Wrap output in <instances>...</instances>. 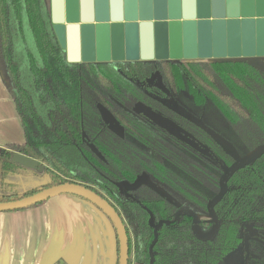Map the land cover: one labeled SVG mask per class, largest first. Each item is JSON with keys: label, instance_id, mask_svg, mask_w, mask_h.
<instances>
[{"label": "trees", "instance_id": "trees-1", "mask_svg": "<svg viewBox=\"0 0 264 264\" xmlns=\"http://www.w3.org/2000/svg\"><path fill=\"white\" fill-rule=\"evenodd\" d=\"M0 63L24 136L0 147V201L78 182L121 214L129 261L133 253L140 264H226L244 250L264 264V151L235 165L264 145L263 68L246 60L68 62L45 0H0ZM13 152L38 160L43 172L12 162ZM26 172L46 179L22 188L15 177ZM143 175L151 181L138 183ZM176 201L213 221L176 215ZM196 226L213 232L198 236Z\"/></svg>", "mask_w": 264, "mask_h": 264}, {"label": "crops", "instance_id": "crops-1", "mask_svg": "<svg viewBox=\"0 0 264 264\" xmlns=\"http://www.w3.org/2000/svg\"><path fill=\"white\" fill-rule=\"evenodd\" d=\"M45 1L51 18L50 0ZM161 1L168 18L173 0ZM263 1L240 0V11L248 13V19L255 20L256 14L264 10L261 6ZM176 2L180 7L183 0ZM202 4L209 11L210 0H193L194 16L198 15ZM211 20L209 17L205 42L196 39V57L178 61L246 60L264 69V44L259 41V29L255 22L251 23L249 30L244 23H238L235 33L223 25L219 40V32L210 23ZM196 33L198 36L199 33ZM97 61H111V52L108 40L106 46L99 41L94 24L91 33L81 32L79 62ZM23 141L21 121L0 63V147ZM115 263L116 239L110 221L81 197L62 194L38 206L0 212V264Z\"/></svg>", "mask_w": 264, "mask_h": 264}, {"label": "water", "instance_id": "water-1", "mask_svg": "<svg viewBox=\"0 0 264 264\" xmlns=\"http://www.w3.org/2000/svg\"><path fill=\"white\" fill-rule=\"evenodd\" d=\"M161 0H50L51 23L59 45L65 49L68 62L80 61L81 32L95 33L111 52V61L188 60L195 58L196 39L205 42L208 18L217 27L221 39L223 25L235 33L242 22L249 30L252 22L259 29V41L264 44V10L256 19H248V13L240 11V0H210V8L199 6L193 15V0H184L178 7L172 1L166 18ZM264 2V1H263ZM261 6H264L262 3ZM180 9V10H179ZM239 17L242 19L239 20ZM199 35L197 36V33ZM199 41V42H200ZM180 131V129L178 130ZM10 160L40 173L44 165L24 154L13 152ZM69 194L81 197L93 204L111 222L118 241L117 264H127L128 240L121 217L110 202L87 186L78 182H65L41 189L33 194L9 201H0V212L32 207L51 197Z\"/></svg>", "mask_w": 264, "mask_h": 264}, {"label": "flooded vegetation", "instance_id": "flooded-vegetation-1", "mask_svg": "<svg viewBox=\"0 0 264 264\" xmlns=\"http://www.w3.org/2000/svg\"><path fill=\"white\" fill-rule=\"evenodd\" d=\"M138 105H140V104H137L136 105V107L138 106ZM170 105L172 106V107H174V108H176L177 110H179V107H178V105H176V104H174V103H170ZM135 107V109L136 110H138V111H141V112H143L145 115H147L148 116V114L146 113V111H148L149 109H147V108H145V107H143L142 105H141V107L143 108L142 110L141 109H138V107L136 108ZM100 108H102V109H104L103 107H100ZM100 111H101V109H100ZM149 111H151V110H149ZM152 112V111H151ZM108 113V112H107ZM154 113V112H153ZM101 114H102V112H101ZM155 114H157V113H155ZM110 115V114H109ZM158 115V114H157ZM160 116V115H159ZM102 117H103V115H102ZM110 117H111V115H110ZM149 118H151L150 116H148ZM162 117V116H161ZM112 118V117H111ZM103 119H104V117H103ZM113 119V118H112ZM152 119V118H151ZM105 120V119H104ZM153 120V119H152ZM106 121V120H105ZM113 121H114V123H115V125H117V127L118 128H113L111 125H109L108 123V125H109V127L110 128H112L114 131H116L117 133H119V134H121L122 133V128L116 123V121L113 119ZM154 122H156V123H158L157 121H155V120H153ZM169 121V120H168ZM159 125H161V126H163V127H165L164 125H162L161 123H158ZM166 129H168L167 127H165ZM179 128V127H178ZM180 129V128H179ZM170 132H172L174 135H176V136H178V137H180V138H182V139H184V140H186L187 142H189V143H191L192 145H194L195 147H197V148H200L196 143H194L193 142V140L190 138V136L187 134V133H185L183 130H181L180 129V131H178V132H180V134L179 133H177V132H174V131H172V130H170V129H168ZM219 140H221V139H219ZM224 140V139H223ZM222 141V140H221ZM220 141V142H221ZM225 141V140H224ZM226 142V141H225ZM222 143V142H221ZM227 143V142H226ZM227 144H229V143H227ZM222 145L224 146V144L222 143ZM225 147V146H224ZM226 148V147H225ZM227 149V148H226ZM227 150H229V149H227ZM256 154H255V156L251 159V160H253L260 152H262V151H264V145H262V146H259V147H257L256 149ZM229 151H232L233 152V150H232V148L230 147V150ZM258 151V152H257ZM253 152V151H252ZM238 159H239V157H238ZM238 159H237V157H236V163H235V165L237 164H241V163H245V162H249V161H244V162H241V159H240V161H238ZM250 160V161H251ZM40 163V162H39ZM41 164V163H40ZM43 165V164H42ZM234 165V166H235ZM44 168H45V166H44ZM33 170H36L37 171V169H33ZM43 172V171H42ZM37 173H39L38 171H37ZM40 174H41V172H40ZM139 181H151L150 179H148L145 175H143V176H141V177H139V179H138V183H139ZM121 187H122V189L124 190V191H127V187H128V185L127 184H124V185H121ZM222 188H223V186H222ZM159 189H161V194L162 195H164L165 197H167V198H170V196H168V194L166 193V191L162 188V187H160ZM103 197V196H102ZM105 198V197H104ZM105 199H107V198H105ZM108 201H109V199H107ZM110 202V201H109ZM44 203V202H43ZM110 204L115 208V210L117 211V209H116V207L110 202ZM176 205L179 207V209L177 210V212H176V215H178L179 213H189V214H191L192 216H193V218L195 219V220H197V221H205V222H207V221H213V215L211 214V213H207V214H200V213H197L196 211H194V210H191V208H189V207H187V206H185V207H182L181 206V204H180V202H178V201H176ZM181 207V208H180ZM117 213L119 214V216L121 217V219H122V222H123V224H124V226H125V229H126V234H127V228H126V225H125V223H124V221H123V218H122V216H121V214L119 213V211H117ZM111 223V222H110ZM112 225V224H111ZM113 228V227H112ZM210 229V227L208 228V230ZM113 230H114V228H113ZM195 231H196V234L198 235V236H203V237H206V236H209V235H211L212 234V232H213V229L211 228V232L208 234H206V233H202L201 231H200V229L196 226L195 227ZM114 233H115V230H114ZM130 238H131V241H133V238H132V235L130 236ZM115 239H116V245L118 244V241H117V236H116V233H115ZM127 242L129 243V239H128V234H127ZM118 248L116 249V263L115 264H117V258H118ZM248 255V253L246 252V251H242V250H239V251H235V252H233V253H231L228 257H226V264H255V261L253 260V259H251L249 256H247ZM247 257V258H246ZM245 259H246V261H245ZM127 264H140V263H138V262H136L135 260H134V257H133V253L131 254V256H130V261H129V245H128V258H127Z\"/></svg>", "mask_w": 264, "mask_h": 264}, {"label": "rangeland", "instance_id": "rangeland-1", "mask_svg": "<svg viewBox=\"0 0 264 264\" xmlns=\"http://www.w3.org/2000/svg\"><path fill=\"white\" fill-rule=\"evenodd\" d=\"M138 109H143L141 107V105H138L137 106ZM136 107V108H137ZM101 109V112H102V115L104 117V119L106 120V122L111 125L113 128H118L117 125H115L113 119L110 117L109 113H107V111L105 109ZM146 113L148 114V116H150L153 120L157 121L158 123H161L162 125H164L165 127H167L168 129L174 131V132H177L180 134V132H178L179 128L173 124L172 122L168 121L167 119L151 112V111H146ZM181 135V134H180ZM221 139V138H220ZM222 140V141H221ZM220 141L224 144V146L230 150V147L231 145L230 144H227L223 139H221ZM258 152V151H257ZM256 154V150H254L253 152H250L248 154H246L245 156L243 157H240L238 159V161H240L241 159V162H244V161H250ZM46 179V176L45 175H34L32 174L31 172H26L24 174H20L18 176L15 177V180L22 186V188H28L30 186H33V184H36V183H40L41 181H44ZM211 232V229H209L207 232H205L206 234L210 233Z\"/></svg>", "mask_w": 264, "mask_h": 264}]
</instances>
